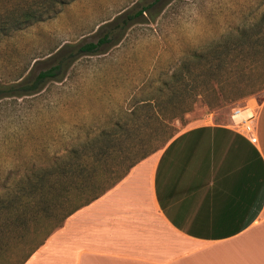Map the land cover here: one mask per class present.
Listing matches in <instances>:
<instances>
[{"label":"crops","instance_id":"obj_1","mask_svg":"<svg viewBox=\"0 0 264 264\" xmlns=\"http://www.w3.org/2000/svg\"><path fill=\"white\" fill-rule=\"evenodd\" d=\"M24 1L1 0L0 16L17 20ZM154 2L54 1L55 15L0 41L48 27L46 40L54 43L48 54L78 43L70 53L77 57L88 43L104 36L109 42L100 27L128 25ZM258 106L253 138L229 121L205 117L134 164L42 242L37 233L19 248L18 239L14 252L7 230L0 264H264V99Z\"/></svg>","mask_w":264,"mask_h":264},{"label":"rangeland","instance_id":"obj_2","mask_svg":"<svg viewBox=\"0 0 264 264\" xmlns=\"http://www.w3.org/2000/svg\"><path fill=\"white\" fill-rule=\"evenodd\" d=\"M156 1L146 15L128 25L119 22L100 27V37L109 34V42L77 57L70 53H75L72 48L78 43H65L48 54L54 44L46 40L48 27L39 28L37 35L14 36L10 41V33L28 27L12 30L8 25L0 32V38L8 35L0 41V200L16 194L21 200L30 198L18 190L26 175L51 165L55 157L73 147L83 149L81 141L103 127L109 129L117 118L123 120V111L150 95L185 55L264 12V0ZM33 38L38 40L34 43ZM60 61L55 77L36 80L40 71ZM34 85L36 88H30ZM263 99L264 90L211 109L198 100L184 123L176 121L175 125L179 132L200 123L210 112L216 122L224 123L235 107L256 109ZM51 205L48 212L52 215L55 204ZM38 214L41 218L33 226L26 219L24 225L21 220L10 228L6 234L12 235L10 250L15 252L18 239L22 248L56 220L41 210ZM10 250L4 253L5 259L12 256ZM2 259L1 253L0 263Z\"/></svg>","mask_w":264,"mask_h":264},{"label":"trees","instance_id":"obj_3","mask_svg":"<svg viewBox=\"0 0 264 264\" xmlns=\"http://www.w3.org/2000/svg\"><path fill=\"white\" fill-rule=\"evenodd\" d=\"M54 1L65 2L24 1L17 11V20L11 23L1 17L0 32L8 25L17 30L50 18L59 12L52 4ZM106 41L104 36L96 43L80 47L78 52H93ZM61 66L60 61L40 71L36 80L55 77ZM263 90L264 12L185 55L170 74L157 82L150 95L123 111V120L119 117L109 129L103 127L81 141L83 149L73 147L65 155L55 157L51 165L26 175L18 190L32 198L21 200L16 194L0 200V235L21 220L24 225L28 219L33 226L41 218L40 210L49 217L48 210L55 204V213L50 217L56 220L39 232L42 242L66 217L98 198L134 164L163 148L178 132L175 122L183 124L198 100L211 109ZM100 159L104 161L103 167Z\"/></svg>","mask_w":264,"mask_h":264},{"label":"built area","instance_id":"obj_4","mask_svg":"<svg viewBox=\"0 0 264 264\" xmlns=\"http://www.w3.org/2000/svg\"><path fill=\"white\" fill-rule=\"evenodd\" d=\"M206 117L214 119L213 113H209ZM257 119V111L251 105L237 106L232 109L229 114L228 121L237 129L249 134L253 138Z\"/></svg>","mask_w":264,"mask_h":264}]
</instances>
